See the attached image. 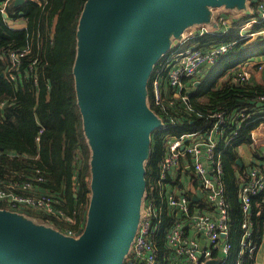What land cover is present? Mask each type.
<instances>
[{
	"label": "water",
	"instance_id": "water-1",
	"mask_svg": "<svg viewBox=\"0 0 264 264\" xmlns=\"http://www.w3.org/2000/svg\"><path fill=\"white\" fill-rule=\"evenodd\" d=\"M217 3L241 10L247 0L86 1L73 72L92 150L87 219L76 238L0 208V264H123L140 220L152 132L162 126L148 103L151 74L185 29L213 23L208 7Z\"/></svg>",
	"mask_w": 264,
	"mask_h": 264
},
{
	"label": "built area",
	"instance_id": "built-area-1",
	"mask_svg": "<svg viewBox=\"0 0 264 264\" xmlns=\"http://www.w3.org/2000/svg\"><path fill=\"white\" fill-rule=\"evenodd\" d=\"M11 1L14 0L0 2L1 13L7 12ZM33 1L43 6L49 0ZM252 11L254 15L241 25L245 44L248 39L264 36V28L249 31L254 23L264 18V0H256ZM4 18L12 28L25 27L23 23H15L8 15ZM218 22L223 32L231 26V18L226 15H220ZM198 28L182 35L180 45L160 58L150 77L153 105L160 110L156 113L162 120V126L158 129L164 131L161 138L163 152L158 175L143 195L140 220L126 256V264H157L160 254L158 235L162 230H165L169 257L176 264H206L210 258H220L223 263L225 257L214 254V250L220 248L226 255L231 248L228 240L231 213L225 193L223 148L232 145L242 134L241 130L252 124L255 125L250 128L251 140L242 141L236 148L245 167L240 194L244 232L239 257L242 260L246 253L252 254L258 250L251 237V208L253 196L264 191V149L260 147L264 143V86L255 95L248 94L247 98L253 103L245 108L228 110L219 104L211 106L209 103L203 104V108L197 107L192 95L196 82L201 81L203 74L210 71L237 42L224 41L207 48L192 44L184 47L185 41L197 33L211 31L209 28ZM29 51V47H23L10 52L11 65L4 72L9 80H17L19 73L13 70L19 69L22 58ZM252 63L262 67L264 58H249L215 76L214 79L219 80L216 88L223 84L251 87L255 82L250 67ZM254 102L259 110L253 108ZM170 108L174 114L170 113ZM163 113L167 116H163ZM195 113L204 117L201 126L180 132H165L170 125L176 124V114H183L188 119ZM42 131L40 127L37 141ZM255 133L259 135L255 137ZM243 144L251 152L247 158L246 150H242ZM46 181L47 177L40 167H35L31 173L0 171V201L6 203L4 209L19 214H22L20 209H33L40 214L36 217L38 223L51 226L68 236L79 237L78 229L73 227L79 222L76 210L69 212L57 194L41 190ZM194 195L198 198L193 199ZM56 220L65 224L58 227ZM83 226L80 224L79 228ZM223 233L225 241L221 244ZM257 252L254 264H257Z\"/></svg>",
	"mask_w": 264,
	"mask_h": 264
},
{
	"label": "trees",
	"instance_id": "trees-1",
	"mask_svg": "<svg viewBox=\"0 0 264 264\" xmlns=\"http://www.w3.org/2000/svg\"><path fill=\"white\" fill-rule=\"evenodd\" d=\"M86 1L49 0L43 6L33 0H25L20 5H14V1H11L6 9L8 16L15 23H24L25 27L22 28L8 26L3 13L0 12V171L18 174L31 173L35 167L42 168L47 181L40 189L57 194L69 212L76 210V217L82 222L73 225L76 229H79L80 224H85L92 193V150L78 105L73 72L78 47V24ZM226 16L230 17L229 14ZM230 18L231 26L227 31L197 33L183 44L184 47L192 44L207 48L224 41H237L234 48L215 64L221 68L210 70L211 77L222 74L249 58H264L263 35H258L255 41L248 45L242 37L241 25L249 16L245 14ZM262 28L264 18L254 23L249 31ZM23 47H29L30 51L22 58L19 69L13 70L19 73V77L11 82L2 72L7 71L11 65L10 52ZM34 59L36 61L31 65ZM214 81L216 80L212 78L209 85L202 88L201 80L197 90L192 93L197 98L201 95L208 98L204 101L195 98L197 107L203 108V104L209 103L211 106L219 104L228 110L245 108L253 103V100L247 98L248 94L255 95L263 90V86L255 82L251 87L223 84L214 88V85H211ZM148 102L155 112H160L153 105L150 80ZM253 108L259 110L255 102ZM169 111L174 114L172 108ZM163 116L167 114L163 113ZM175 116L176 124L170 125L165 132L194 129L202 125L204 118L196 113L188 119L183 114ZM253 125L255 124L251 126ZM251 126L243 128L240 137L234 140L232 145L225 147L222 153L225 193L231 213L228 235L231 248L226 255L220 248L214 250L215 256L225 257L222 264H254L258 251L256 249L252 254L246 253L242 260L239 257L244 232L240 194L245 167L237 162L240 155L236 148L242 141L251 140ZM40 127L43 131L37 141ZM163 132L159 129L152 132L151 147L145 161L146 188L154 183L158 175L163 152ZM5 205V202L0 201V208ZM20 212L36 222V217L40 215L30 208L20 209ZM251 220L252 241L259 248L264 244V191L253 196ZM56 224L62 227L65 223L56 220ZM164 235L165 230L160 231L158 235L160 254L157 264H176L169 257ZM220 241L222 244L225 238H220ZM204 243L208 245L207 242ZM126 263L127 257L123 264Z\"/></svg>",
	"mask_w": 264,
	"mask_h": 264
},
{
	"label": "rangeland",
	"instance_id": "rangeland-1",
	"mask_svg": "<svg viewBox=\"0 0 264 264\" xmlns=\"http://www.w3.org/2000/svg\"><path fill=\"white\" fill-rule=\"evenodd\" d=\"M222 4H220V3H217L216 5L215 4H213V5H210L208 8H209V10H210V14L213 12V16H214V19H215V17H218V15L220 14V13H225V15L226 14H229V16L231 17V16H237L235 13H236V10L235 9H227V6H224V5H222ZM211 10H212V12H211ZM19 23H21V22H19ZM202 24V23H201ZM201 24H197L198 26H196V23L195 24H193V25H191L192 27H194V26H196L195 28H198ZM210 28V27H209ZM247 28H249V27H247ZM199 30H200V28H198ZM192 30V28L191 27H188L187 29H185V33L184 34H187V33H189L190 31ZM192 31H197V29H193ZM176 39V36H175V34L173 33V34H171L170 35V40L171 41H174ZM255 40V39H254ZM254 40H250V39H248V41H247V43H246V45H248V44H252L253 43V41ZM180 41V40H179ZM221 68V66L220 65H217V66H214V67H212V70H219ZM212 78H214L213 76L211 77L210 76V71H207L205 74H203V76H202V88H205V87H207V85H209V83L212 81ZM219 80H216V81H214L211 85H214V88H216V86H217V82H218ZM197 90V86H196V88L195 89H193L192 90V93H194L195 91ZM191 92V91H190ZM195 98H197L196 97V95H193ZM198 100H200V101H204V100H207L208 98L205 96V95H201V96H199L198 98H197ZM149 103V102H148ZM256 259H257V264H264V247L263 246H261L260 248H259V250H258V252H257V257H256Z\"/></svg>",
	"mask_w": 264,
	"mask_h": 264
},
{
	"label": "crops",
	"instance_id": "crops-1",
	"mask_svg": "<svg viewBox=\"0 0 264 264\" xmlns=\"http://www.w3.org/2000/svg\"><path fill=\"white\" fill-rule=\"evenodd\" d=\"M256 0H247V3H246V8H243V9H241V10H238V9H235L236 10V17H238L239 15H241V14H243L244 12H247L248 11V16H249V18L251 17V16H253L254 15V12L252 11V6H253V3L255 2ZM211 12H212V10H211ZM220 15H225V13H220L219 15H218V17L220 16ZM210 16H211V18H212V20H211V22H213L212 24H209V23H202L199 27H204V28H209L211 31L213 30L214 32L215 31H220V29H221V27H220V24H219V22H218V17H215V19H214V16H213V12L210 14ZM24 24V23H23ZM16 27H19V26H17V25H15ZM196 26H198L197 24H196ZM196 26H194V27H192V26H189V27H191L192 28V30L193 29H196L195 27ZM213 26V27H212ZM258 60H260V59H258ZM250 67H251V70H252V79L255 81V83H258V84H261L262 86H264V65L262 66V67H258V66H255V64L254 63H252V64H250ZM3 73V75H4V72H2ZM8 79V78H7ZM9 80V79H8ZM9 81H11V80H9ZM11 82H13V81H11ZM198 87V86H197ZM263 140H264V138H263ZM243 147H242V150H246V154H245V158H247V157H249L250 156V154H251V152H250V150L248 149V146L246 145V144H243L242 145ZM261 149L263 148L264 149V143L263 144H261ZM225 148V147H224ZM224 148H223V150H224ZM256 155V154H255ZM253 157V156H252ZM240 158V157H239ZM241 159V158H240ZM242 160V159H241ZM243 161V160H242ZM256 161V160H255ZM261 246H263L264 247V244H262ZM260 246V247H261ZM259 247V248H260ZM259 248H258V250H259Z\"/></svg>",
	"mask_w": 264,
	"mask_h": 264
},
{
	"label": "bare ground",
	"instance_id": "bare-ground-1",
	"mask_svg": "<svg viewBox=\"0 0 264 264\" xmlns=\"http://www.w3.org/2000/svg\"><path fill=\"white\" fill-rule=\"evenodd\" d=\"M185 32H183V34H184Z\"/></svg>",
	"mask_w": 264,
	"mask_h": 264
}]
</instances>
